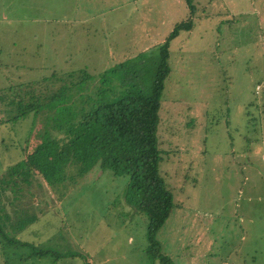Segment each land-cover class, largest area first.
I'll use <instances>...</instances> for the list:
<instances>
[{
    "label": "rangeland",
    "instance_id": "1",
    "mask_svg": "<svg viewBox=\"0 0 264 264\" xmlns=\"http://www.w3.org/2000/svg\"><path fill=\"white\" fill-rule=\"evenodd\" d=\"M38 4L0 0V191L18 180L15 202L0 197V264H264V0ZM189 18L166 61L160 172L174 208L156 249L126 176L68 168L50 186L16 165L98 105L148 94L160 46Z\"/></svg>",
    "mask_w": 264,
    "mask_h": 264
},
{
    "label": "trees",
    "instance_id": "2",
    "mask_svg": "<svg viewBox=\"0 0 264 264\" xmlns=\"http://www.w3.org/2000/svg\"><path fill=\"white\" fill-rule=\"evenodd\" d=\"M187 3L191 5L190 0ZM190 29L191 22L188 20L177 23L160 46L159 65L148 94L131 90L116 102L98 105L85 114L81 123L66 137L42 140L33 149L26 150L16 165L22 171H33L50 186L57 178L61 182L65 180L67 177L62 173L68 168L75 169L80 175L98 167L110 169L115 176H126L123 200L127 206L146 215L148 240L156 249L159 245L155 236L174 208L172 193L160 172L163 161V143L159 136L163 119L160 112L164 80L169 73L166 61L169 57V42L180 32ZM16 100L19 102L20 97ZM21 111H18V116L25 113ZM16 172V176L18 173L20 176L23 174ZM13 179L0 191V197L9 204L15 202L17 193L15 187L18 180ZM6 189L12 197L7 198ZM4 236L0 227V237L4 239ZM8 244L13 243L8 241ZM0 245H4L1 240Z\"/></svg>",
    "mask_w": 264,
    "mask_h": 264
},
{
    "label": "crops",
    "instance_id": "3",
    "mask_svg": "<svg viewBox=\"0 0 264 264\" xmlns=\"http://www.w3.org/2000/svg\"><path fill=\"white\" fill-rule=\"evenodd\" d=\"M16 1L19 4V6H21V4L23 3V7L39 9L37 12L42 10V7L38 4V0H16ZM26 1H28V2H26ZM24 2H26V3L24 4ZM92 4L95 5L94 9L96 10L97 9V4L95 2H92ZM187 20L191 22V27H193L195 22L199 23L196 18H189Z\"/></svg>",
    "mask_w": 264,
    "mask_h": 264
}]
</instances>
